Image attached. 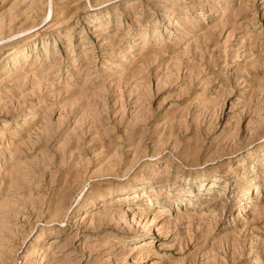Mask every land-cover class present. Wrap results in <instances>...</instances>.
Listing matches in <instances>:
<instances>
[{
	"label": "rangeland",
	"instance_id": "374dc122",
	"mask_svg": "<svg viewBox=\"0 0 264 264\" xmlns=\"http://www.w3.org/2000/svg\"><path fill=\"white\" fill-rule=\"evenodd\" d=\"M0 264H264V0H0Z\"/></svg>",
	"mask_w": 264,
	"mask_h": 264
}]
</instances>
